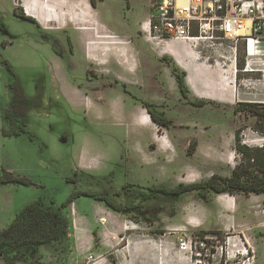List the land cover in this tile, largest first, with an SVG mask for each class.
Wrapping results in <instances>:
<instances>
[{"label":"rangeland","instance_id":"374dc122","mask_svg":"<svg viewBox=\"0 0 264 264\" xmlns=\"http://www.w3.org/2000/svg\"><path fill=\"white\" fill-rule=\"evenodd\" d=\"M40 1L54 3L59 22L43 26L22 0H0V229L28 202L53 197L66 204L73 250L61 261L60 247L47 244L0 264H264V216L257 213L264 196L240 192L224 206L228 194L152 190L229 175L241 161L236 131L241 145L264 147V124L233 111L239 103L264 105V47L252 72L242 71L241 42L236 71L232 57L205 55L236 74L233 102L199 99L188 88L183 97L167 56L152 52L140 64L133 50L147 46L138 26L149 0ZM141 102L167 118L159 133L152 120L139 119ZM7 173L31 183H4ZM73 191L107 195L123 210L83 194L68 203ZM201 234L208 242L196 249ZM183 240L193 247L182 248Z\"/></svg>","mask_w":264,"mask_h":264},{"label":"trees","instance_id":"16d2710c","mask_svg":"<svg viewBox=\"0 0 264 264\" xmlns=\"http://www.w3.org/2000/svg\"><path fill=\"white\" fill-rule=\"evenodd\" d=\"M171 63L170 72L177 83V88L183 97H186L188 89L185 84V71L169 58ZM8 64V63H6ZM205 100H198L196 104H204ZM149 114L150 119L156 124L159 133L161 126L166 125L168 120L165 116H158L150 109V103L141 102ZM233 111L248 112L264 124V105L254 102L239 103L233 107ZM21 127L16 132L6 134H19L23 132ZM234 151L240 155L241 161L235 165L229 175L213 174L210 178L189 183L179 184L175 188H152L153 191L165 195H180L190 190L212 191L217 195L236 193L264 194V147H248L241 145L238 131L234 134ZM2 182H16L30 184L31 181L25 176H15L11 173L3 174ZM93 197L102 200L111 209L121 212L123 206L107 195H96L93 191H73L68 198V203L78 195ZM66 204L57 203L53 197L49 200H33L25 204L14 215L9 224L0 229V259L5 261H17L27 259L32 253L37 252L47 244H56L60 247L64 261L73 250V236L71 222L65 212ZM205 231H201L204 233ZM200 239L207 241L205 235L201 234Z\"/></svg>","mask_w":264,"mask_h":264},{"label":"built area","instance_id":"2783aa9c","mask_svg":"<svg viewBox=\"0 0 264 264\" xmlns=\"http://www.w3.org/2000/svg\"><path fill=\"white\" fill-rule=\"evenodd\" d=\"M139 33L154 49L160 41L170 40L183 42L198 53L220 54L225 60L232 57L235 71L237 44L241 42L245 52L242 71L252 72L256 70L255 56L264 47V0H153ZM257 213L264 216V203ZM195 243L196 249L197 244L201 249L207 245L202 239ZM181 246L192 248L193 244L183 240Z\"/></svg>","mask_w":264,"mask_h":264},{"label":"crops","instance_id":"0c3cea01","mask_svg":"<svg viewBox=\"0 0 264 264\" xmlns=\"http://www.w3.org/2000/svg\"><path fill=\"white\" fill-rule=\"evenodd\" d=\"M41 3H43L46 6H49L50 8L53 9V11L57 10V8L55 10L52 7L54 3H52V5H50L49 2L48 4H45V2H41ZM53 18L57 20L56 22H59L58 21L59 15L58 17L53 16ZM51 22H55V21H49V23ZM73 22L75 23V21ZM133 50L135 51L136 54L139 55L140 64L143 63V61L146 60L149 61L151 59L147 51L142 50L141 48L138 47L137 48L133 47ZM153 51L157 56H167L168 58L173 59V61L178 65V67L183 71H185V84L187 88L194 94L195 97L199 99L211 100L217 103H231L233 102L234 99H236V96L238 95V91L235 87L236 74L232 75L230 73V65H227L226 63L224 65L221 63L212 64L209 62V59H206L204 57L207 53H198L195 49L189 47L183 42H178V41H170V40L160 41L157 46V49L153 48ZM165 68L168 71L170 78H172L175 87V79L171 75L169 67L166 66ZM190 74L193 76V78L198 79L203 84H207L212 88L216 89L217 92L226 99V101L221 102L220 100L209 99L198 96L194 91V87L191 88V85L187 81V78ZM146 116L149 117V114L147 113L145 108L141 107L139 119L142 121L143 118L145 120L144 122L146 121L152 122L151 119L150 121H148ZM251 196L253 197L254 200H257L259 197L264 196V194H259V195L251 194ZM225 197L226 199H224L223 201L224 206H230L235 204V195H227V196L225 195Z\"/></svg>","mask_w":264,"mask_h":264},{"label":"bare ground","instance_id":"6f19581e","mask_svg":"<svg viewBox=\"0 0 264 264\" xmlns=\"http://www.w3.org/2000/svg\"><path fill=\"white\" fill-rule=\"evenodd\" d=\"M22 4L23 8L25 9V12L28 15L36 18L43 25H47L49 21H57L55 18H53V16L58 17L56 11H53L52 8L44 5L39 0H22ZM72 19L77 21V23L80 21H78L77 17L74 16ZM187 81L191 85V88L194 87V91L198 96L220 101H226V99L221 96L216 89L212 88L207 84H203L198 79L193 78L191 74L188 76Z\"/></svg>","mask_w":264,"mask_h":264},{"label":"flooded vegetation","instance_id":"af4514ba","mask_svg":"<svg viewBox=\"0 0 264 264\" xmlns=\"http://www.w3.org/2000/svg\"><path fill=\"white\" fill-rule=\"evenodd\" d=\"M152 5H153V0H149V6H148V9H147V15H146V17L148 16V14L150 13V11L152 10ZM24 11H25V9H24ZM26 13V12H25ZM27 14V13H26ZM28 15V14H27ZM30 16V15H29ZM32 17V16H31ZM34 18V17H33ZM25 21H32V19L31 18H29V17H25V18H23ZM36 19V18H35ZM37 20V19H36ZM38 21V20H37ZM39 22V21H38ZM40 23V22H39ZM41 24V23H40ZM43 25V24H42ZM136 25H139V23L137 22L136 23ZM46 26V25H45ZM138 28L140 29V27L138 26ZM139 29H138V35H139V38H140V40H142L143 41V43L145 44V45H147L146 47H145V51H147V53H148V55L152 58V56L149 54V53H152V52H154L153 51V48H152V46H151V44H150V42H148V41H145V40H143L142 39V37L140 36V33H139ZM60 68H62V70H63V73L65 72L64 71V69H63V66L61 65L60 66ZM46 72V71H45ZM45 72H43V73H45ZM47 73V72H46ZM45 73V75H46V81L48 82V78H47V74ZM65 74V73H64ZM13 75V74H12ZM65 79L67 80V82L74 88V86L70 83V79H69V77H68V74L66 73V77H65ZM47 84V83H46ZM124 86H125V84H124ZM75 89V88H74Z\"/></svg>","mask_w":264,"mask_h":264}]
</instances>
